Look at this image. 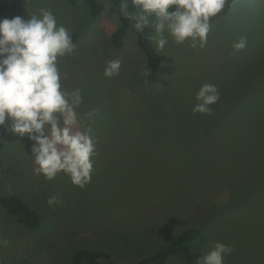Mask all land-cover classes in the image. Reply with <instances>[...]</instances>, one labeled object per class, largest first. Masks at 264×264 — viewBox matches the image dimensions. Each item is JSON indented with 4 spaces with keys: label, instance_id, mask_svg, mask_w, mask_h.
<instances>
[{
    "label": "rangeland",
    "instance_id": "obj_1",
    "mask_svg": "<svg viewBox=\"0 0 264 264\" xmlns=\"http://www.w3.org/2000/svg\"><path fill=\"white\" fill-rule=\"evenodd\" d=\"M99 1L104 11L94 18L66 0H26L25 20L50 9L72 33L77 48L59 61L62 83L82 91L81 130L91 127L97 155L84 188L64 173L49 181L34 164L33 142L6 120L0 197L22 198L41 225L19 223L0 205V242L7 241L0 264H72L80 249L133 264L190 228L202 236L203 258L221 242L233 249L224 264H264V0H227L203 49L169 37L158 50L153 29L156 75L143 70L146 55L132 31L123 48L112 45L120 25L114 0ZM128 9L135 12L130 1ZM241 37L247 45L237 51ZM116 58L119 75L105 77ZM205 83L220 94L211 116L192 111Z\"/></svg>",
    "mask_w": 264,
    "mask_h": 264
},
{
    "label": "clouds",
    "instance_id": "obj_2",
    "mask_svg": "<svg viewBox=\"0 0 264 264\" xmlns=\"http://www.w3.org/2000/svg\"><path fill=\"white\" fill-rule=\"evenodd\" d=\"M135 12L121 0L126 17L138 33L154 29L155 44L163 50L169 37L176 44L188 43L203 49L211 31V21L225 8L227 0H130ZM25 20L21 16L0 20V127L10 122V131L32 141L34 164L47 180L59 173L69 176L74 186L84 188L91 182L93 157L97 155L91 127L81 130L77 112L83 103L79 88L63 86L59 61L74 54L77 44L72 33L57 23L50 9H40ZM247 45L241 37L233 47ZM122 59L106 62L104 76L119 75ZM194 114L213 115L212 106L220 101L218 87L205 83L196 93ZM92 119L96 113L86 114ZM57 196L49 198L50 205ZM0 243L7 244V241ZM232 247L215 242L202 264H224Z\"/></svg>",
    "mask_w": 264,
    "mask_h": 264
},
{
    "label": "trees",
    "instance_id": "obj_3",
    "mask_svg": "<svg viewBox=\"0 0 264 264\" xmlns=\"http://www.w3.org/2000/svg\"><path fill=\"white\" fill-rule=\"evenodd\" d=\"M75 8H87L92 17L100 16L104 11V6L99 0H66ZM130 1V0H129ZM11 0H0V15L8 9ZM117 11L119 27L112 33L110 41L112 45L121 49L129 31L135 35L136 46L145 55L147 64L143 70H149L156 75L160 71L161 57L154 46V31L146 28L143 33H138L132 27L130 21L121 7V0H114ZM26 7V0H16L11 13L7 19L15 16H22ZM129 11V9L127 8ZM130 12V11H129ZM5 18V19H6ZM2 142L0 140V151ZM1 163V155H0ZM0 205L6 210L7 215L19 223L31 228H38L41 225L39 212L27 204L22 198L17 196L0 197ZM203 239L196 229H187L178 234L170 243L158 248L153 254L137 260L133 264H164L170 257H177L183 264H200L203 258ZM72 264H121L120 261L106 251L80 249L72 256Z\"/></svg>",
    "mask_w": 264,
    "mask_h": 264
},
{
    "label": "water",
    "instance_id": "obj_4",
    "mask_svg": "<svg viewBox=\"0 0 264 264\" xmlns=\"http://www.w3.org/2000/svg\"><path fill=\"white\" fill-rule=\"evenodd\" d=\"M15 1L16 0H11V3L9 5L8 9L5 11V13H3L2 15H0V20H3V19H5L6 17L9 16V14L11 13V11L13 9V6L15 4Z\"/></svg>",
    "mask_w": 264,
    "mask_h": 264
}]
</instances>
